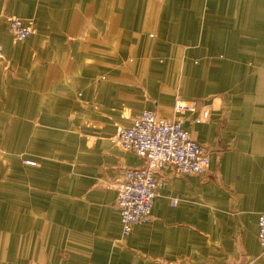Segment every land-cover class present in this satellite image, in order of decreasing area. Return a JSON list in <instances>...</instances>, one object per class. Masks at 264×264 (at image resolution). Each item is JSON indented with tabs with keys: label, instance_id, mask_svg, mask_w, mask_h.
<instances>
[{
	"label": "crops",
	"instance_id": "obj_1",
	"mask_svg": "<svg viewBox=\"0 0 264 264\" xmlns=\"http://www.w3.org/2000/svg\"><path fill=\"white\" fill-rule=\"evenodd\" d=\"M145 110L210 167L160 170L124 237L116 183L145 160L115 137ZM262 213L264 0H0V264H264Z\"/></svg>",
	"mask_w": 264,
	"mask_h": 264
},
{
	"label": "built area",
	"instance_id": "obj_2",
	"mask_svg": "<svg viewBox=\"0 0 264 264\" xmlns=\"http://www.w3.org/2000/svg\"><path fill=\"white\" fill-rule=\"evenodd\" d=\"M7 21L16 42L25 41L36 31L32 22L15 17ZM174 111L177 115L196 113L198 105L178 100ZM208 117L206 111L196 122L201 123ZM115 142L123 150L132 151L145 160L144 167L127 170L116 183L124 237H128L137 225L151 220L155 199L163 187L158 176L160 170L173 166L178 174L201 176L210 167L209 153L192 138L181 121L160 118L151 110L143 111L130 127L119 129ZM258 242L264 254V213L258 220Z\"/></svg>",
	"mask_w": 264,
	"mask_h": 264
},
{
	"label": "water",
	"instance_id": "obj_3",
	"mask_svg": "<svg viewBox=\"0 0 264 264\" xmlns=\"http://www.w3.org/2000/svg\"><path fill=\"white\" fill-rule=\"evenodd\" d=\"M252 261H253V259H251V258H246L243 264H251Z\"/></svg>",
	"mask_w": 264,
	"mask_h": 264
},
{
	"label": "rangeland",
	"instance_id": "obj_4",
	"mask_svg": "<svg viewBox=\"0 0 264 264\" xmlns=\"http://www.w3.org/2000/svg\"><path fill=\"white\" fill-rule=\"evenodd\" d=\"M188 103V102H187Z\"/></svg>",
	"mask_w": 264,
	"mask_h": 264
}]
</instances>
